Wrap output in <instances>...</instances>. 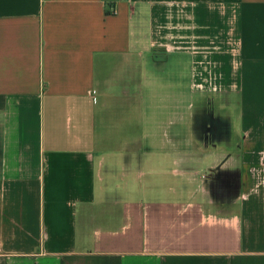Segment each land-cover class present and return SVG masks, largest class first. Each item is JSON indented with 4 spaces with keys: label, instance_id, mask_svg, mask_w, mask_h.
<instances>
[{
    "label": "crops",
    "instance_id": "1",
    "mask_svg": "<svg viewBox=\"0 0 264 264\" xmlns=\"http://www.w3.org/2000/svg\"><path fill=\"white\" fill-rule=\"evenodd\" d=\"M0 264H264V0H0Z\"/></svg>",
    "mask_w": 264,
    "mask_h": 264
},
{
    "label": "rangeland",
    "instance_id": "2",
    "mask_svg": "<svg viewBox=\"0 0 264 264\" xmlns=\"http://www.w3.org/2000/svg\"><path fill=\"white\" fill-rule=\"evenodd\" d=\"M193 112L195 114L194 123H195V129H196L195 134L196 135H194L192 137L179 135L177 137L178 143H182V144H185V143H188V144L192 143L193 144L194 143L195 145H199V144L203 145L204 143H219V144L223 143V140L220 139L222 136L219 137L217 134V131H218L217 128L214 129V133H212L208 136V135H206L205 130H204L205 126L204 127L200 126V124L203 125V124H206V122H210L211 127H214V125L217 126V124H216L217 120H213L212 117L217 116L218 112L222 113V104L218 103L217 101L216 102L214 101L213 103H206L202 99H201V101L198 100L195 96L194 97ZM203 112H207V114L204 115L205 117L208 115L207 118L208 117L209 118L211 117V118H210V121H209V119L204 118L205 123L202 124V121L200 120V114H203ZM202 129H203V131H202ZM197 132H198V134H197ZM194 154H195V156L199 155V157H201V158L206 155L205 152H196ZM195 167L197 168V166H195ZM198 170H199L198 171L199 174L195 176V179L192 183H188V186L191 188L197 186L200 189L201 186L205 182V185H206L208 191H210L213 194L212 198L216 203L225 204V203L229 202L228 197H225V196L218 197L217 195H218V193H226L225 195L232 193L234 186L237 185V178L234 180V177L232 176V174L230 177V176H226V174H224V172L220 171L219 176L218 175L216 176L217 177L216 180L208 182L207 181L208 179L205 176V174L207 173L206 170H204L203 167H200V169H198ZM217 170L218 169H215V171H217Z\"/></svg>",
    "mask_w": 264,
    "mask_h": 264
},
{
    "label": "trees",
    "instance_id": "3",
    "mask_svg": "<svg viewBox=\"0 0 264 264\" xmlns=\"http://www.w3.org/2000/svg\"><path fill=\"white\" fill-rule=\"evenodd\" d=\"M225 174H226V176H230V177H231V174H232V176L234 177V180L237 178V185H238V174H234L233 172H227Z\"/></svg>",
    "mask_w": 264,
    "mask_h": 264
}]
</instances>
